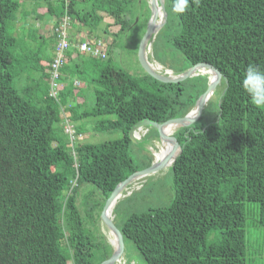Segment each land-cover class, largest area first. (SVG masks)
Returning <instances> with one entry per match:
<instances>
[{
    "label": "trees",
    "instance_id": "1",
    "mask_svg": "<svg viewBox=\"0 0 264 264\" xmlns=\"http://www.w3.org/2000/svg\"><path fill=\"white\" fill-rule=\"evenodd\" d=\"M47 1L55 16L49 34L55 35L53 52L32 54L17 49L18 38L10 30L20 0H0V264H102L114 250L99 231L105 202L118 183L150 166L153 158L135 162L129 153L136 141L131 129L143 119L161 123L185 115L207 89L208 76L166 82L145 70L134 76L114 63L117 35L132 27L126 15L139 0H70L69 7L67 0ZM173 3L166 0L165 26L171 15L178 30L166 41L184 63L157 60L176 73L209 62L222 72V92L209 121L199 118L173 133L181 152L169 167L174 190L170 203L134 211L116 225L145 264H256L261 254L250 246L246 205L259 204L257 221L264 226V110L251 103L241 81L250 64L264 68V0H200L183 14L173 12ZM65 15L72 18L66 28L71 44H95L103 34L111 37L109 43L103 39V48L108 44L110 49H103L102 58L71 45L53 87L49 78L60 40L56 27ZM150 15L149 6L147 21ZM74 22L88 35L72 40ZM72 59L79 60L70 72L66 60ZM98 59H103L101 66ZM87 60L93 61L92 70L96 67L94 76ZM63 66L62 76L72 73L77 87L73 80L64 86L57 82ZM37 69L40 77L35 76ZM21 73L47 85L39 92L38 84L20 89L16 80ZM84 83L94 85V103L88 109L77 89ZM68 113L78 121L75 128L69 122L56 127ZM65 123L76 131L73 140L65 134ZM92 128L120 135L84 141V132ZM160 148L167 151L163 143ZM98 232L103 244L97 241Z\"/></svg>",
    "mask_w": 264,
    "mask_h": 264
},
{
    "label": "rangeland",
    "instance_id": "2",
    "mask_svg": "<svg viewBox=\"0 0 264 264\" xmlns=\"http://www.w3.org/2000/svg\"><path fill=\"white\" fill-rule=\"evenodd\" d=\"M22 5L16 11L14 21L11 22L10 30L15 33L18 38L17 49H23V52L34 53L35 51H45L46 53L53 52L54 46V37L55 35L47 34V31H44V25H47L48 22L52 19V16L49 13L41 14L39 13L38 3L39 0H21ZM43 1V0H42ZM142 1V2H141ZM147 0H139V2L135 3L132 6L133 13H128L126 18L132 24L130 30H128L125 34L117 35V40L115 43V47L113 48V58L114 63L120 65L127 71H129L134 76H138L144 73V68L142 67L139 57H138V41L140 43L143 34L147 28L150 16L148 21L146 20V16L148 13V8L150 6V1L146 4ZM151 9V6H150ZM110 17L107 18L109 20ZM112 19V18H111ZM39 22L42 24L38 25ZM118 28V27H117ZM114 29L116 27L114 26ZM117 30V29H116ZM178 30V20L175 17L170 15V21L168 26H163L160 29V34L158 38L154 40V48L152 51L148 50L149 57L155 59L165 60L168 64H173V66H180L184 62L182 60L181 54L179 52H175V50L171 49L167 45L166 37L168 34H173ZM103 37V36H102ZM107 38V39H106ZM105 41L108 43L111 40V37H103ZM110 39V40H108ZM44 45V50L40 48ZM105 50L110 49V45L106 44L104 47ZM154 50V51H153ZM154 52V54H153ZM39 53V55H41ZM87 55V54H86ZM88 57H85L87 59ZM79 59H72L70 61L66 60V64L70 62V72L71 69L74 68L73 64L77 62ZM89 62L92 63V60H87L85 63L88 64V68L90 69L91 75L94 76L96 73V67L92 70L89 66ZM98 66H101L104 62L103 59H98ZM64 67L60 68L61 77L57 79L60 85L71 84L73 80V84L75 87L78 84L75 82L78 80L76 77L73 78L72 73L69 76H62L64 73ZM85 67V66H84ZM35 76L40 77V72L38 69L35 71ZM77 76V75H75ZM198 76V75H194ZM62 77H65L66 80ZM192 77V76H191ZM50 83L52 82V78H49ZM26 84H38L36 88L39 92L42 88L47 85V81L37 80L35 77H31L28 73H21V75L16 80V86L22 89ZM222 83L220 82L217 90L211 96L210 104L206 105L200 115L201 121H209L214 116L215 103H217L220 97V93L222 92ZM55 87V86H53ZM78 90H81L82 97L87 99V102L83 107L88 109L90 105L94 103V85L87 86L86 83L80 85ZM54 90H56L54 88ZM84 94V95H83ZM68 118L66 115H63L64 118L61 121L56 122V127H60L64 122H69L74 128V124L78 123V121L68 113ZM70 124L65 123V127L71 126ZM71 126V127H72ZM72 127V128H73ZM74 130V129H73ZM74 130V136L75 135ZM140 136L137 137L136 141H133L129 148L130 155L134 158L136 163L143 162L147 160L148 157L153 155L155 156V151L160 149L162 139L158 137V131L155 127L146 126L139 130ZM68 135V133L65 132ZM60 135L64 136L63 133ZM120 135V132L109 133V132H99L86 130L84 132V141L87 140H104V139H112L116 138ZM81 137L83 136L80 135ZM78 136V137H80ZM147 143V144H146ZM153 145V146H152ZM158 148V149H157ZM163 149V148H162ZM160 160H164V156L159 154ZM153 161V158H152ZM152 163V162H151ZM151 165V164H150ZM144 169V168H142ZM87 186V185H86ZM125 196L122 197V200L119 202L118 207L115 212L113 210V216L115 223L120 227L123 221L127 218L129 214L134 211H144L151 208H155L158 206H164L170 203L174 190H173V173L171 168H163L155 174L148 175L145 177H141L134 181L128 188L124 191ZM83 196V194L81 195ZM95 201H100L99 196L94 198ZM247 230L249 232L250 246L253 248H259L260 254H264V226L261 225L257 218L259 216V204L257 202H248L247 203ZM99 231L103 234L105 239L113 245L114 234L106 227L105 224L99 223ZM96 233L97 241L100 243H104L105 239H102L101 233ZM214 238V233H211L208 236V240H212ZM262 244V245H261ZM253 248V249H254ZM257 257V255H256ZM255 257V258H256ZM115 264H145V259L136 245L131 241L127 240L124 245V251L122 254V259L118 258ZM256 264H264V260L261 258H256Z\"/></svg>",
    "mask_w": 264,
    "mask_h": 264
},
{
    "label": "water",
    "instance_id": "3",
    "mask_svg": "<svg viewBox=\"0 0 264 264\" xmlns=\"http://www.w3.org/2000/svg\"><path fill=\"white\" fill-rule=\"evenodd\" d=\"M159 5H160V8L162 9L163 14H162L161 22L156 23L157 22L156 16L158 13ZM150 6H151V17L149 19L146 31L144 32L143 37L140 41L139 49H138V57L145 71L149 73L150 75H152L153 77L159 80H162V81H166V82L182 81L194 75L205 74L204 73L205 71H210L213 74V78L212 79L210 78L207 89L201 94V96L198 98L193 108L186 115L172 118V119H169L161 123L150 120V119H143V120L138 121L131 129V135H132V138H134V133L135 131H137V129H141L142 127H146V126L155 127L157 131L159 132L160 138L163 141L167 142L169 140L173 144L174 153H171L170 155H168V157L164 160L156 159L150 166L133 172L126 179H124L123 181H121L120 183L116 185L111 195L106 200L102 213H101V219L103 220L106 227L113 234H115V237L117 239V244L114 246V240H113L112 242L114 246L113 253L111 257L107 259L105 262H103L102 264H114L118 260L119 256L122 254L124 250L125 242H124L122 231L114 222V216L112 217L108 212L111 206L113 205V203L117 200L121 190L125 188L128 184H130L135 178L139 176L154 173L156 171H159L162 168L172 165L175 162L177 156L181 152V147H180L178 140L176 139V136L172 133L167 134L166 131L164 130L165 127L168 125H176L178 128H180L182 126H188L192 124L193 122H195L196 120H198L200 118V115L204 107L206 106L211 96L215 92L217 84L221 80V78H218V77H222V72L216 66H214L213 64L209 62H199L191 66L190 68L186 69L185 71L178 73L176 75H169V74L166 75V74H162L159 71H157L153 67V65L151 64V62L149 61L147 57L146 47L148 46L149 39L152 36H154L158 32V30L166 23L168 13L166 10V0H150ZM196 112H198V115L193 120L191 118V114L196 113ZM171 160L173 161L172 164H171Z\"/></svg>",
    "mask_w": 264,
    "mask_h": 264
},
{
    "label": "bare ground",
    "instance_id": "4",
    "mask_svg": "<svg viewBox=\"0 0 264 264\" xmlns=\"http://www.w3.org/2000/svg\"><path fill=\"white\" fill-rule=\"evenodd\" d=\"M150 1V0H149ZM68 10V8H66V11ZM162 14H163V12H162V9L160 8V5H159V8H158V13H157V22L156 23H160L161 22V19H162ZM67 15H65L64 16V18L66 17ZM151 17V16H150ZM64 18H63V20H62V22H61V24L58 26V27H56V31H57V34L59 35V38H60V40H59V42H58V45H57V55H56V57H55V59L57 58V56H58V46H59V43H60V41H61V33H60V28H61V25L63 24V21H64ZM165 25V24H164ZM163 25V26H164ZM162 26V27H163ZM161 27V28H162ZM66 28H68V26L66 27ZM66 28H65V32H66V36H67V39H68V33H67V30H66ZM160 28V29H161ZM160 29L158 30V32L160 31ZM157 32V33H158ZM156 33V34H157ZM155 34V35H156ZM155 35L154 36H152L150 39H149V42H148V46L146 47V54L148 53V50L149 51H152V48H153V44H154V40H155ZM83 41H87V42H89L90 43V41L89 40H83ZM99 41H101L102 43H101V49L103 50L104 48H103V39H101V38H98L97 39V42L95 43V44H92V43H90L91 45H95V46H99V44H98V42ZM79 42V41H78ZM78 42H76V43H74V44H71V42H70V46L71 45H74V46H76L78 49H80V50H82L81 49V47L79 46V44H78ZM70 46H69V48H70ZM69 48H67V49H69ZM67 49H65L64 50V53H63V58H64V54H65V51L67 50ZM83 51H85V52H87V53H89V54H92L90 51H86V50H83ZM154 51V50H153ZM103 52H104V56H102V58H104L105 57V55H106V52L103 50ZM153 54H154V52H153ZM92 55H94V54H92ZM147 57H148V59H149V61L151 62V64L153 65V67L157 70V71H159L160 73H162V74H166V75H176V74H178V73H176L172 68H168V67H165L162 63H160L157 59H155V57H154V55H153V58H151V57H149V55L147 54ZM55 59H54V61H55ZM62 61H63V59H62ZM54 63V62H53ZM61 65V64H60ZM59 65V66H60ZM54 68V67H53ZM59 68V67H58ZM58 68H57V70H56V72L58 71ZM55 71V70H54ZM53 71V72H54ZM207 76H208V84H209V80H210V78L212 79L213 78V74L210 72V71H205L204 72ZM57 75H58V72H57ZM57 77V76H56ZM55 77V78H56ZM55 78H53V76H52V80L54 79V82H55ZM220 82H221V80H220ZM219 82V83H220ZM56 83V82H55ZM219 83L217 84V87H218V85H219ZM217 87H216V90H217ZM53 93H55V92H53ZM48 95V94H47ZM188 113V112H187ZM186 113V114H187ZM185 114V115H186ZM184 116V115H183ZM165 131H166V133L167 134H173V133H175V132H177V130H178V127L176 126V125H168V126H166L165 127V129H164ZM136 135H137V137H139L140 136V133L138 132L137 134H136V131H135V133H134V139L136 140L137 139V137H136ZM163 141V140H162ZM163 144H164V146L166 147V149H167V151L168 152H172L173 151V145L170 143V142H162ZM147 144V143H146ZM153 146V145H152ZM158 149V148H157ZM166 150H164V149H162V148H160V149H158L157 151H155V156L153 155V161H152V163L157 159V160H160V157L158 156V154L157 153H159V154H161L162 156H164V158L166 159L167 157H168V155H170L168 152H167ZM176 154V153H175ZM172 160H171V164H172ZM151 163V164H152ZM84 164V163H83ZM174 164V163H173ZM172 164V165H173ZM172 165H170V166H168V167H165V168H169V167H171ZM163 169V168H162ZM162 169H160V170H162ZM159 170V171H160ZM158 171H156V172H154V173H151V174H148V175H152V174H155V173H157ZM148 175H143V176H139L137 179H139V178H141V177H145V176H148ZM82 177V176H81ZM136 179V180H137ZM136 180H133L130 184H128L125 188H123L122 190H121V192H120V194H119V196H118V198H117V200L113 203V205L111 206V208L109 209V214L113 217V210H114V207L116 206V204L115 203H117L120 199H122V197L123 196H125V194H124V191H125V189L126 188H128L129 187V185H131L134 181H136ZM23 228V227H22ZM121 230V229H120ZM17 232V231H16ZM123 234V233H122ZM114 246L117 244V239H116V237H115V234H114ZM125 242V241H124ZM124 251V250H123ZM122 254H123V252H122ZM122 254L119 256L120 257V260L122 259ZM187 257V256H186ZM118 261H119V259H118ZM115 264V263H114Z\"/></svg>",
    "mask_w": 264,
    "mask_h": 264
},
{
    "label": "clouds",
    "instance_id": "5",
    "mask_svg": "<svg viewBox=\"0 0 264 264\" xmlns=\"http://www.w3.org/2000/svg\"><path fill=\"white\" fill-rule=\"evenodd\" d=\"M200 0H174L173 12L176 14H183L190 10L191 6H199ZM222 78V77H218ZM241 86L244 92L250 98L251 103L264 110V68L258 65L250 64L244 73L241 81ZM198 115V112L191 114V118Z\"/></svg>",
    "mask_w": 264,
    "mask_h": 264
},
{
    "label": "built area",
    "instance_id": "6",
    "mask_svg": "<svg viewBox=\"0 0 264 264\" xmlns=\"http://www.w3.org/2000/svg\"><path fill=\"white\" fill-rule=\"evenodd\" d=\"M67 5L69 7L70 5V0H67ZM72 22V18L67 15L65 18H64V21H63V24L61 25V28L59 29L60 30V33H61V41L59 43V46H58V56L57 58L55 59L54 63H53V67H54V72H53V78H55L57 76V68L59 67V65L62 63V59H63V53H64V50L69 48L70 46V41L67 39V36H66V32H65V28L67 26H69ZM101 41L98 42L99 46H95V45H91L89 42L87 41H79L78 44L79 46L81 47L82 50H86V51H90L92 54H94L95 56L97 57H102L104 56V52L103 50L101 49ZM52 85L55 86L56 83L54 82V79L52 80ZM67 131L69 132V136H70V139L73 140L74 139V130L71 126H68L67 128Z\"/></svg>",
    "mask_w": 264,
    "mask_h": 264
},
{
    "label": "crops",
    "instance_id": "7",
    "mask_svg": "<svg viewBox=\"0 0 264 264\" xmlns=\"http://www.w3.org/2000/svg\"><path fill=\"white\" fill-rule=\"evenodd\" d=\"M20 2H21V5H22V1L21 0H20ZM38 9H39V13H41V14L49 13L52 16V19L48 22V24L47 25H44L45 27L42 28L44 31H47V34H51L50 28H51V25L54 24L53 22L55 20V16L49 10L48 1L47 0H43V1L42 0H39ZM38 25H41L42 26V24L40 22H39ZM70 28H71L70 29L71 30V39L74 40V41L75 40H79L81 37H84V36L88 35V30L86 28H84L82 25H80L79 23L74 22L71 25ZM100 35L103 36V34H99V36ZM108 40H110V39H108ZM257 257H258V255H257ZM256 258H255V261H257ZM260 258L264 260V254H261Z\"/></svg>",
    "mask_w": 264,
    "mask_h": 264
}]
</instances>
